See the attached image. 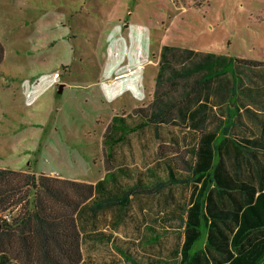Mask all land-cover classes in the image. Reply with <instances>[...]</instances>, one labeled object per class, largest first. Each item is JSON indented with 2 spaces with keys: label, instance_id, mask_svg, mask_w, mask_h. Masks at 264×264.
<instances>
[{
  "label": "rangeland",
  "instance_id": "1",
  "mask_svg": "<svg viewBox=\"0 0 264 264\" xmlns=\"http://www.w3.org/2000/svg\"><path fill=\"white\" fill-rule=\"evenodd\" d=\"M0 42V167L92 184L111 117L154 97L161 45L264 62V0H0Z\"/></svg>",
  "mask_w": 264,
  "mask_h": 264
},
{
  "label": "trees",
  "instance_id": "2",
  "mask_svg": "<svg viewBox=\"0 0 264 264\" xmlns=\"http://www.w3.org/2000/svg\"><path fill=\"white\" fill-rule=\"evenodd\" d=\"M2 57L0 42V63ZM234 61L237 65L245 62L252 73V66L257 63L163 45L155 75L154 97L149 106L147 109L136 107L130 114L112 116L104 138L114 141L110 139L119 133L124 140L128 132H141L143 127L150 125L155 129V138L167 139L173 148L170 152H174L176 139L169 126L175 122L190 124L193 120L194 128L202 127L199 111L192 116L189 113L188 117L183 113L206 94L212 81L216 93L226 91V84L231 85L234 92L236 78L250 77L243 69H235ZM135 119L136 123L131 125L130 120ZM162 126L167 128L165 133ZM185 137L187 135H184V143ZM212 139V134L199 135L196 143L188 144L177 155L168 154L166 149L159 150L164 156L166 178L155 181L147 191H161L160 206L164 207L165 223L177 227L179 240L167 249L165 261H152L151 264H264V167L247 164L246 159L252 156L249 150L245 152L247 158L238 159L233 167L240 176L242 170L249 167L245 174L247 182L233 185L242 196L227 194L225 186L232 185L225 182L221 160L213 163L219 146L212 149ZM113 143L108 142V145ZM235 143L238 154L242 145ZM120 169L119 174L127 175L126 167ZM111 175L116 182V174ZM254 178L259 179L258 188L250 184ZM104 184V179L92 185L0 167V264H80L82 236L78 214L90 198L99 194L98 188ZM179 185L184 191L191 187L187 198L176 196ZM196 188L198 191L194 195ZM105 189L106 198L100 206L116 202L127 205L129 195L142 190L139 185L128 186L117 196ZM216 190L219 194L213 196ZM11 209L16 212L7 221L2 215Z\"/></svg>",
  "mask_w": 264,
  "mask_h": 264
},
{
  "label": "crops",
  "instance_id": "3",
  "mask_svg": "<svg viewBox=\"0 0 264 264\" xmlns=\"http://www.w3.org/2000/svg\"><path fill=\"white\" fill-rule=\"evenodd\" d=\"M216 55L229 56L217 53ZM234 59L239 58L234 57ZM238 64L234 61L235 69L237 67L243 69L250 77L236 78L233 86L234 92L231 91V85L226 84V91L216 93L215 82L212 81L206 94L201 95L188 110L184 111L183 114L186 117L189 113L192 116L195 111H199L202 119L200 129L194 128L193 120L190 124L181 125L175 122L174 125L169 126L176 139L173 143L174 152H170L171 155H177L188 144L196 143L199 135H213L212 149L215 145L219 146V154L215 152L213 163L221 160L224 166L223 172L226 174L225 182L232 185L225 186V191L227 194L233 193L236 197L242 195L240 190L235 189L233 185L247 182L245 174L249 172L247 166V169L242 170L241 176L236 175L233 169L236 161L246 157L245 152L249 150L252 157H246L247 164L264 167V62H257L252 66L254 74L246 68L245 62L240 61ZM175 118L177 119V113H175ZM106 128L101 143L104 149V164L108 166H105L103 176L93 180L92 185L100 179H104L105 184L98 188L99 194L90 198L80 208L78 214V227L82 236L80 264H133L134 261H136L135 264H151L152 261H165L168 257L165 237H161L166 228L164 207L160 206L161 191L158 193L147 191L155 181L166 178L164 156L158 149L159 143L155 142V129L148 125L143 127L141 132H131L143 135V137L135 136L138 140L135 142L136 146L131 138L130 147L127 137L121 140L119 133L110 139L114 141H106L108 140L104 138ZM166 129L162 126L163 133ZM184 135H187L185 143ZM108 142L114 143L108 145ZM235 142L242 145L238 154L235 153L237 148ZM161 143L169 144V141L164 139ZM121 167H126L127 175L118 173V170L122 171ZM178 172L182 177V170L179 169ZM113 173L117 176L116 182L111 175ZM80 181L85 182L86 180L81 179ZM258 182L259 179L254 178L250 184L258 188ZM136 185H139L142 190H137L136 194H130L127 205L123 202H116L100 206L106 198L105 188L109 189L112 194L121 196V189ZM199 186L200 183H197V187ZM188 189L187 197L192 191L191 187ZM197 191V188L193 190V194L195 195ZM175 192L178 197L184 194L181 185L176 187ZM218 194L219 190H216L213 196ZM222 196L225 197V194Z\"/></svg>",
  "mask_w": 264,
  "mask_h": 264
},
{
  "label": "built area",
  "instance_id": "4",
  "mask_svg": "<svg viewBox=\"0 0 264 264\" xmlns=\"http://www.w3.org/2000/svg\"><path fill=\"white\" fill-rule=\"evenodd\" d=\"M2 216H3V218H4L5 220H7V221H10V220H11V216H10L9 213H4Z\"/></svg>",
  "mask_w": 264,
  "mask_h": 264
}]
</instances>
